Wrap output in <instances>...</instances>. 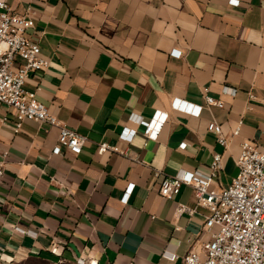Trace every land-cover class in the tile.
Here are the masks:
<instances>
[{"label":"crops","instance_id":"crops-1","mask_svg":"<svg viewBox=\"0 0 264 264\" xmlns=\"http://www.w3.org/2000/svg\"><path fill=\"white\" fill-rule=\"evenodd\" d=\"M7 1L34 18L28 35L50 60L26 88L87 139L79 154L65 145L54 153L58 126L26 118L17 130L13 108L0 105V264H185L191 249L205 258L216 230L205 227L209 209L191 185L167 197L160 182L207 171L220 152L213 186L225 187L243 141L264 149V0ZM176 97L203 105L200 115L175 109ZM158 110L167 119L156 138L130 118L150 121ZM125 126L136 129L131 141L119 137ZM103 141L129 154L100 151Z\"/></svg>","mask_w":264,"mask_h":264},{"label":"built area","instance_id":"built-area-1","mask_svg":"<svg viewBox=\"0 0 264 264\" xmlns=\"http://www.w3.org/2000/svg\"><path fill=\"white\" fill-rule=\"evenodd\" d=\"M238 2L230 0V3ZM34 25L35 20L30 14L15 12L7 0H0V105L13 108L20 119L16 125L17 130L26 118L58 126L59 143L54 147V153H60L61 146L65 145L70 152L79 154L87 137L63 123L37 98L35 90L26 88L31 72L44 70L50 65V60L42 54L39 42L28 35ZM172 53L181 56L182 51L175 49ZM224 89L230 93L236 92L233 87L226 86ZM206 101L209 105H224L223 100L211 95H206ZM173 107L200 115L203 105L176 97ZM130 118L144 124L145 133L156 138L167 119V113L158 110L150 121L137 113H132ZM208 129L216 134L222 145L228 144L221 124L211 121ZM239 132L240 125L234 133ZM135 133V128L125 126L119 137L131 141ZM185 144L183 142L181 146L185 147ZM98 149L129 154L105 141L99 143ZM236 163L239 168L237 175L229 185L221 188L213 186L215 177L223 167V155L220 152L214 153L207 171L186 170L161 180L160 192L167 197L177 194L183 185H191L198 204L209 209L205 227H216L211 239L203 244L205 258H202L198 250L191 249L184 255L185 264H264V149L251 141H243ZM159 174L160 171H156L155 177ZM133 187L134 183H129L123 196L124 201ZM184 209L185 206L181 204L179 211ZM28 233L37 234L33 231ZM50 250L58 253L57 246H52ZM167 255L172 259L176 257L175 254ZM77 262L97 264V261L86 260L84 257H78Z\"/></svg>","mask_w":264,"mask_h":264},{"label":"rangeland","instance_id":"rangeland-1","mask_svg":"<svg viewBox=\"0 0 264 264\" xmlns=\"http://www.w3.org/2000/svg\"><path fill=\"white\" fill-rule=\"evenodd\" d=\"M25 264H78V263L76 262H55L53 263V262H47V261H42V260H36V261L29 260Z\"/></svg>","mask_w":264,"mask_h":264}]
</instances>
